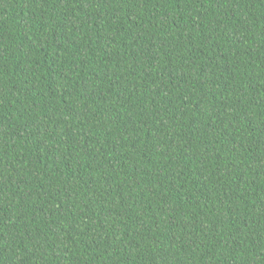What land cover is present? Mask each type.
<instances>
[{"label":"trees","instance_id":"16d2710c","mask_svg":"<svg viewBox=\"0 0 264 264\" xmlns=\"http://www.w3.org/2000/svg\"><path fill=\"white\" fill-rule=\"evenodd\" d=\"M0 264H264V0H0Z\"/></svg>","mask_w":264,"mask_h":264}]
</instances>
